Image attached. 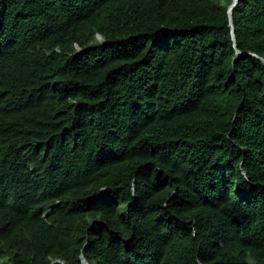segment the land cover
I'll use <instances>...</instances> for the list:
<instances>
[{
    "label": "trees",
    "instance_id": "trees-1",
    "mask_svg": "<svg viewBox=\"0 0 264 264\" xmlns=\"http://www.w3.org/2000/svg\"><path fill=\"white\" fill-rule=\"evenodd\" d=\"M233 2L0 0V264H264V0L234 40Z\"/></svg>",
    "mask_w": 264,
    "mask_h": 264
},
{
    "label": "water",
    "instance_id": "water-1",
    "mask_svg": "<svg viewBox=\"0 0 264 264\" xmlns=\"http://www.w3.org/2000/svg\"><path fill=\"white\" fill-rule=\"evenodd\" d=\"M239 0H234V2L231 4V6L229 7L228 9V15H229V21H230V27H231V33H232V37H233V25H232V10L235 8V6L237 5ZM233 40H234V37H233ZM234 46H235V41H234ZM237 52V56H241L242 53L239 52V51H236ZM263 64H264V60L263 59H260Z\"/></svg>",
    "mask_w": 264,
    "mask_h": 264
}]
</instances>
